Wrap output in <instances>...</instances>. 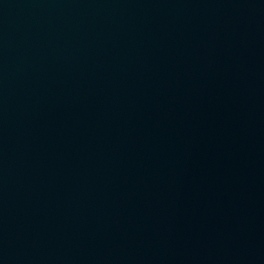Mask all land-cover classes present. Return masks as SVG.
<instances>
[{"label": "water", "instance_id": "obj_1", "mask_svg": "<svg viewBox=\"0 0 264 264\" xmlns=\"http://www.w3.org/2000/svg\"><path fill=\"white\" fill-rule=\"evenodd\" d=\"M0 264H264V0H0Z\"/></svg>", "mask_w": 264, "mask_h": 264}]
</instances>
